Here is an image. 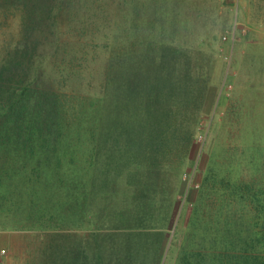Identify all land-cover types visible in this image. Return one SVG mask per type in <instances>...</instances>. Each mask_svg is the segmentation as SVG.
<instances>
[{"label":"trees","instance_id":"1","mask_svg":"<svg viewBox=\"0 0 264 264\" xmlns=\"http://www.w3.org/2000/svg\"><path fill=\"white\" fill-rule=\"evenodd\" d=\"M223 5L0 0V231L47 233V264H164L173 246V264H264V40L216 118ZM207 117L181 211L185 137Z\"/></svg>","mask_w":264,"mask_h":264},{"label":"rangeland","instance_id":"2","mask_svg":"<svg viewBox=\"0 0 264 264\" xmlns=\"http://www.w3.org/2000/svg\"><path fill=\"white\" fill-rule=\"evenodd\" d=\"M227 2L230 5H223L221 14L225 22L229 21L230 26L227 30L221 32V46L218 47L213 63L210 65L211 76L222 84L220 91L221 101L218 108L213 112L216 118L224 115L228 97L235 95L234 88L238 82L236 59L245 53L248 39L254 37L264 40V18L261 21L256 20L249 0H227ZM209 24L210 26L215 25V21L211 19ZM209 133L210 135H208ZM213 136L215 134L210 131V122L207 117L197 121L192 141L185 137V148L182 149V154H185L186 157L187 151L191 147L192 160L189 165L185 163L182 172L185 184L179 194L181 211L188 205L191 206L192 201H194V199L188 197V192H192L194 189L192 187L200 186L201 176L198 171V164L203 148H209L208 146L211 140L213 141ZM174 175L173 180L176 179L177 173H174ZM180 213L173 233L176 227L179 224L181 226L183 223L184 218H180ZM48 239L47 233L33 229L0 231V264H47L43 259V254L46 250ZM176 255L177 249L173 246L167 252L164 264H173Z\"/></svg>","mask_w":264,"mask_h":264}]
</instances>
